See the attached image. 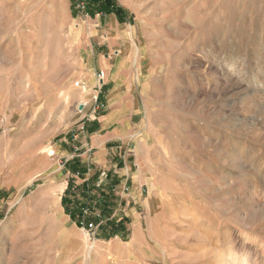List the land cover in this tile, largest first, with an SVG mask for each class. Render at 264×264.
<instances>
[{"label":"rangeland","instance_id":"rangeland-1","mask_svg":"<svg viewBox=\"0 0 264 264\" xmlns=\"http://www.w3.org/2000/svg\"><path fill=\"white\" fill-rule=\"evenodd\" d=\"M112 4L121 13L0 0V264H264V0ZM102 12L127 27L115 49L138 88L148 177L119 232L115 203L81 191L80 172L64 190L57 150L103 109L80 28Z\"/></svg>","mask_w":264,"mask_h":264},{"label":"crops","instance_id":"crops-1","mask_svg":"<svg viewBox=\"0 0 264 264\" xmlns=\"http://www.w3.org/2000/svg\"><path fill=\"white\" fill-rule=\"evenodd\" d=\"M124 25L115 14L104 12L96 14L93 18L89 16L83 18V25H80V28L84 27L88 36L81 49L85 59L84 78L92 92L99 82L97 75L100 73L106 75L102 83L103 88L99 91L103 109L96 110L95 117L91 121H86L84 127L82 126L83 131L76 133V137L72 136L73 143H67V147L62 145L57 147L66 163L65 172L61 174V178L67 183L64 190L66 191L74 173L80 172L83 181L86 182L81 191L85 193L91 191L94 199L97 200L104 192L105 201H109L108 204L115 203L112 212L119 213L115 226L122 223L123 226L124 223L127 226L129 222L131 223L137 212V206L145 203L143 186L148 179L142 169L141 141H137L141 134L136 133L140 121L137 112L138 88L134 86L133 89L132 86H128L132 82L136 85L134 77L121 57V52L115 49L117 42L115 38L127 30ZM82 105H86L87 108L89 104L86 102ZM86 108L82 106L83 111ZM104 170L109 172V181L97 188L96 185L101 179L100 173ZM79 210L80 206L70 207L72 215L67 214L68 222L74 223L77 228H79L76 223L78 219L75 218L79 217ZM96 236L97 232L93 238L95 239ZM94 250L98 253L97 243L90 248L89 257Z\"/></svg>","mask_w":264,"mask_h":264},{"label":"trees","instance_id":"trees-1","mask_svg":"<svg viewBox=\"0 0 264 264\" xmlns=\"http://www.w3.org/2000/svg\"><path fill=\"white\" fill-rule=\"evenodd\" d=\"M73 1H75V7L80 2H83L85 4V9L90 11V13H95V12H93L94 9L96 11L100 10V11H104V12L110 11V12H116V13L118 12V14L121 13V11L118 10V8L115 9V6L112 4V0H73ZM87 14H89V13H87ZM110 205L111 204H108V206L106 207V209H105L106 212H107L108 208H111ZM67 211L70 215H72L69 207L67 208ZM122 224L116 226V228H115L116 232H119V230L123 228Z\"/></svg>","mask_w":264,"mask_h":264},{"label":"built area","instance_id":"built-area-1","mask_svg":"<svg viewBox=\"0 0 264 264\" xmlns=\"http://www.w3.org/2000/svg\"><path fill=\"white\" fill-rule=\"evenodd\" d=\"M78 9H82L85 7V4L83 2H80L78 5H77ZM98 81H99V85H98V89L95 88V92L93 93V96L94 97V100L96 99L97 100V97L99 94V91L102 87V83L104 81V77L105 75L103 73L99 74L98 76ZM87 105V104H86ZM86 105H82L83 107L86 106ZM81 106V107H82ZM98 109H99V105H98ZM80 220V225L82 226V229H85L87 230L88 233H92L94 234L95 230H96V227L93 223H86V221L84 219H82V217L79 219Z\"/></svg>","mask_w":264,"mask_h":264}]
</instances>
